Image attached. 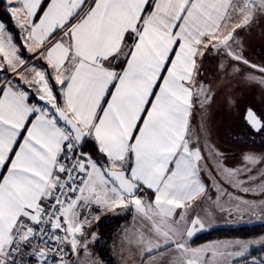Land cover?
I'll list each match as a JSON object with an SVG mask.
<instances>
[{"label":"snow or ice","instance_id":"6c2138e0","mask_svg":"<svg viewBox=\"0 0 264 264\" xmlns=\"http://www.w3.org/2000/svg\"><path fill=\"white\" fill-rule=\"evenodd\" d=\"M0 5L21 40L0 22V73H10L0 76V264H81L97 239L88 229L108 210H133L141 222L123 233L139 264H237L264 244L261 237L189 246L210 223L201 205L212 199L200 175L206 159L190 134L194 107L214 98L201 79L203 62L214 52L229 61L219 69L239 73L246 65L253 71L245 79L264 85V66L244 56L236 32L264 18V0ZM246 122L264 133L252 109ZM89 142L95 153L84 150ZM219 170L254 190L243 187L254 177L240 179L250 167ZM258 190L264 194V183ZM235 210L264 222V200Z\"/></svg>","mask_w":264,"mask_h":264},{"label":"rangeland","instance_id":"374dc122","mask_svg":"<svg viewBox=\"0 0 264 264\" xmlns=\"http://www.w3.org/2000/svg\"><path fill=\"white\" fill-rule=\"evenodd\" d=\"M236 32L242 41L244 56L250 62L264 66V18L258 19L250 27L239 28ZM221 63L228 65L229 61L222 56L216 55L214 52L208 54L207 60L204 59L201 79L212 87L214 98L204 108L199 107V105L194 107L190 133L192 140L194 143L198 140L202 155L207 158L222 156L237 159L244 157L246 154H253L258 159L264 157V147L237 145L230 139L229 136L231 135L228 134L232 128L237 129L240 125L239 114L247 100H255L258 104H262V101H264V85L245 79V75L253 71L248 66L243 64L238 65L240 68L239 73L233 72L232 67L229 66L227 72H225L218 67ZM255 74L259 75L258 72ZM226 120H230L227 124H230L232 128L227 127ZM251 171L255 172L256 178L252 183L243 185V187H252L254 190L245 192L241 186L239 187L243 193H250L253 197L250 199L242 196L237 197L239 202L264 200V195L258 190V186L264 183V160H260L255 165H251ZM239 221L240 223L247 222L249 224L264 223L257 217L244 213H241ZM126 224L129 232L134 228L141 227V222L138 219H132ZM202 231H197L194 236ZM261 237H264V234L249 238L234 237L237 238L234 241H259ZM206 241H211V239ZM93 243H90L89 240L90 245H93ZM217 243L219 242L211 243L210 245ZM107 244V251L110 252L109 248H113L114 243L109 241ZM254 248L256 257H264V244L257 243L253 245L249 249V252ZM129 249L132 250L133 248L129 247ZM99 253L100 251L98 249L91 248L88 245V255L81 254L80 256L81 264H92L93 261L97 260ZM208 256H210V253L205 256V259ZM75 258L74 256L73 259ZM239 261H242V259H239L237 262ZM126 264H132V260H127Z\"/></svg>","mask_w":264,"mask_h":264},{"label":"crops","instance_id":"0c3cea01","mask_svg":"<svg viewBox=\"0 0 264 264\" xmlns=\"http://www.w3.org/2000/svg\"><path fill=\"white\" fill-rule=\"evenodd\" d=\"M0 22H3V21L0 19ZM18 30L20 32L19 28ZM7 31L9 30L7 29ZM22 52L25 58H27L30 55L29 53H27L25 49H23ZM207 59H208V54L205 57V60ZM35 62L38 64L41 63L39 61H35ZM2 75H10V73H0V76ZM192 116H193V113H192ZM192 116L190 119V125L192 121ZM205 159L207 163H206V166H204L202 162V171L200 175H201L202 181L207 185V192L211 196L212 199L211 201H205V203L201 205V209H204L210 213V216H209L210 223L205 227V229L202 232L208 231L210 229L217 228V227L251 225L247 222L240 223L239 220H240L241 213H238L235 210V205L237 203H241L237 200V197L242 196L244 198L250 199L253 197V195H251L250 193H243L237 184L229 182L219 170V165H223L230 169H239V163L245 164L244 168L246 167L251 168V165H247V162L244 160V157L234 159L232 157L228 158V157H222V156H217V157L213 156L212 158L205 157ZM249 175L254 177V180H255L256 174L255 172H252V171L251 172L242 171L240 174V179L247 181ZM217 184L219 185V190L217 188ZM247 184H250V183H245L244 186ZM218 196L220 198L218 203H213V201L217 200ZM229 209H231V211H229ZM93 211H98V210L93 209ZM134 216H135V213L133 210L124 211L123 213L119 210L115 212H113L112 210H108V211H105L103 214H101L99 222L93 221V226L92 228L88 229V231L89 232L94 231L96 233L97 239L95 241L90 240V243L91 242H94V243L93 245L89 244V246L91 248L98 249L100 251L98 258L95 261L96 264H126L127 260H132V264H139V255L134 251V249L130 250L129 246L123 241V233L125 230H128V226L126 223L134 219ZM109 218H112V219H109ZM109 221L113 222L111 226L112 229L110 232L106 233L103 230V227H104V224ZM222 238L223 237L213 238L211 239V241H204V242H201L195 245L191 244V240L193 239L192 238L189 241V246L191 248H201L205 245H210L211 243H216V242L220 243L224 241L230 242V241H234L235 239H237L234 237L232 238L227 237L223 239ZM109 241H112V243H114L113 248L112 247L109 248L110 252L107 251V245H108L107 242ZM254 252H255V248L248 254L246 253V258L252 255Z\"/></svg>","mask_w":264,"mask_h":264},{"label":"trees","instance_id":"16d2710c","mask_svg":"<svg viewBox=\"0 0 264 264\" xmlns=\"http://www.w3.org/2000/svg\"><path fill=\"white\" fill-rule=\"evenodd\" d=\"M0 19L4 22L7 29L12 33L13 37L15 38L18 45L21 44L20 40V32L16 26H14L13 20L11 15L4 10L3 6L0 5ZM23 50V48H22ZM87 152L95 153V147L92 142H89V145L84 149ZM113 222L109 221L104 224L103 230L108 233L112 229ZM264 234V223H256L251 225H238V226H231V227H217L210 229L208 231H204L191 240V244H199L209 239L213 238H221V237H253L256 235ZM254 252L252 255H255Z\"/></svg>","mask_w":264,"mask_h":264},{"label":"flooded vegetation","instance_id":"af4514ba","mask_svg":"<svg viewBox=\"0 0 264 264\" xmlns=\"http://www.w3.org/2000/svg\"><path fill=\"white\" fill-rule=\"evenodd\" d=\"M248 109H252L258 117L264 118V101H262V104H258V102L255 100H247V102H245L244 106L241 108L239 114L240 125L237 127V129H234L230 126V124H227L231 119L229 121L226 120L227 127L232 128V132L229 131L230 129L227 130L230 132L228 134L232 136L229 137L237 145L250 147H264V133L253 132L246 122V111ZM231 122H233V120H231ZM244 166L245 164L239 163V169H243ZM249 257H256V255Z\"/></svg>","mask_w":264,"mask_h":264},{"label":"water","instance_id":"95a60500","mask_svg":"<svg viewBox=\"0 0 264 264\" xmlns=\"http://www.w3.org/2000/svg\"><path fill=\"white\" fill-rule=\"evenodd\" d=\"M251 258H252V257H249V258H247V259H245V260L239 261V262H237V264H245V263H248V262L250 261Z\"/></svg>","mask_w":264,"mask_h":264}]
</instances>
